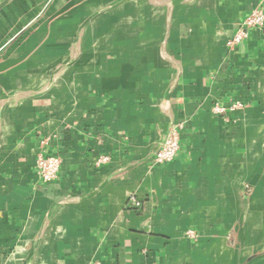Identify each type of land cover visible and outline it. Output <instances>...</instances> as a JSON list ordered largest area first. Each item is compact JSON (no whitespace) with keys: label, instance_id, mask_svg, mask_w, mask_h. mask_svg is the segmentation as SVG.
I'll return each instance as SVG.
<instances>
[{"label":"crops","instance_id":"crops-1","mask_svg":"<svg viewBox=\"0 0 264 264\" xmlns=\"http://www.w3.org/2000/svg\"><path fill=\"white\" fill-rule=\"evenodd\" d=\"M257 7L0 0V264H264V27L228 45Z\"/></svg>","mask_w":264,"mask_h":264},{"label":"built area","instance_id":"built-area-1","mask_svg":"<svg viewBox=\"0 0 264 264\" xmlns=\"http://www.w3.org/2000/svg\"><path fill=\"white\" fill-rule=\"evenodd\" d=\"M264 27V10L262 7H257L239 24L237 31L229 40V47L234 48L241 44L250 35V31L253 28H263ZM243 107L241 101H237L230 105V107H225L221 105H216L213 109L215 114L225 113L228 109L237 110ZM180 150V130L177 125H173L167 134V137L160 148L157 150L154 157V163L157 165L167 164L173 161ZM108 157H103L101 161H107ZM61 165V158L58 155H47L41 151L36 160V167L38 174L42 181L49 182L58 177ZM131 203L140 208L141 202L135 195L130 197ZM193 232L190 231V234ZM93 264H104L102 262H94Z\"/></svg>","mask_w":264,"mask_h":264}]
</instances>
